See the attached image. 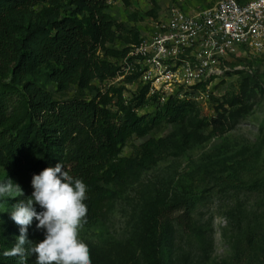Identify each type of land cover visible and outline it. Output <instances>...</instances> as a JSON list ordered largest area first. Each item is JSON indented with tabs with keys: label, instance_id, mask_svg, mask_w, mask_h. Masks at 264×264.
<instances>
[{
	"label": "trees",
	"instance_id": "1",
	"mask_svg": "<svg viewBox=\"0 0 264 264\" xmlns=\"http://www.w3.org/2000/svg\"><path fill=\"white\" fill-rule=\"evenodd\" d=\"M65 1L0 0V80L8 79L0 82V168L5 172L3 181L9 178L20 185L24 195L13 199L18 203L31 197L34 175L61 163L74 180L87 186L84 225L92 226L146 171L190 145L193 134L185 132L181 143L171 137L150 139L139 156H121L133 136H147L161 123L184 116L185 104L171 98L153 116H140L137 110L146 103L159 102L148 97L147 86L140 85L131 105L124 99L125 86L111 85L100 92L94 82L114 80L119 70L109 59L118 55L111 46L122 28L107 13L113 0H67L70 7L66 12ZM121 1L131 6V0ZM130 46L121 52L122 58ZM42 75L59 93L71 87L98 92L92 100L56 101L36 82ZM136 79L127 77L124 82L134 84ZM12 97L20 99L24 117L10 115ZM158 197L153 211L142 220L147 241L142 264H169L176 229L194 230L195 196L171 197L160 191ZM10 204V198L0 197V264H18L17 257L3 255L20 235L19 226L1 210ZM35 207L42 211L39 205ZM27 238L34 243L29 231ZM249 239L254 245L255 234ZM90 257L96 264L93 250ZM248 257L247 250L235 247L232 258L219 264H246ZM35 260L33 254L26 264Z\"/></svg>",
	"mask_w": 264,
	"mask_h": 264
},
{
	"label": "rangeland",
	"instance_id": "2",
	"mask_svg": "<svg viewBox=\"0 0 264 264\" xmlns=\"http://www.w3.org/2000/svg\"><path fill=\"white\" fill-rule=\"evenodd\" d=\"M217 1L131 0L130 7L121 0L110 1L107 13L122 26L111 46L118 55L110 61L118 64L121 52L132 41L148 36L157 21L178 11L195 15L213 8ZM69 7L66 0L64 11ZM222 69L223 75L177 100L185 104L184 116L126 143L121 156L136 157L150 139L171 137L181 143L185 132L193 134L190 145L158 162L121 192L96 224L83 225L79 239L94 251L96 264H142V250L147 249L142 220L153 211L160 191L171 197L187 193L197 199L194 230L176 229L169 264H219L232 258L235 247L247 250L246 264H264V49L231 55ZM35 80L60 102L75 97L92 100L98 92L71 87L59 93L44 75ZM94 85L105 93L111 83L95 81ZM117 86L126 87L124 99L131 105L140 85L121 81ZM161 105L148 102L137 113L153 116ZM9 113L25 116L20 99L10 98ZM4 175L0 168V182ZM10 202V206H1L9 217L17 204L13 198ZM37 223L33 220L28 227L34 243L45 238Z\"/></svg>",
	"mask_w": 264,
	"mask_h": 264
},
{
	"label": "built area",
	"instance_id": "3",
	"mask_svg": "<svg viewBox=\"0 0 264 264\" xmlns=\"http://www.w3.org/2000/svg\"><path fill=\"white\" fill-rule=\"evenodd\" d=\"M264 49V0H218L195 15L175 12L157 21L151 33L130 46L110 83L136 77L148 97L162 104L200 90L223 75L231 55Z\"/></svg>",
	"mask_w": 264,
	"mask_h": 264
},
{
	"label": "clouds",
	"instance_id": "4",
	"mask_svg": "<svg viewBox=\"0 0 264 264\" xmlns=\"http://www.w3.org/2000/svg\"><path fill=\"white\" fill-rule=\"evenodd\" d=\"M31 197L21 199L10 212L11 220L19 226L20 235L14 246L4 251L5 257H17L18 264H26L36 255L34 264H92L90 250L79 239L80 230L87 223V186L73 179L61 163L45 168L32 177ZM20 185L7 178L0 182V197H23ZM36 205L42 211L37 212ZM38 221L37 230H43L42 242L28 240V227ZM26 245H33L26 247Z\"/></svg>",
	"mask_w": 264,
	"mask_h": 264
}]
</instances>
